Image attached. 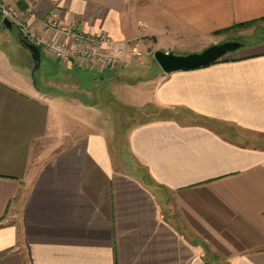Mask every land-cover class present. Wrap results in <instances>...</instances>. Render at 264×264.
Segmentation results:
<instances>
[{
  "label": "crops",
  "instance_id": "obj_1",
  "mask_svg": "<svg viewBox=\"0 0 264 264\" xmlns=\"http://www.w3.org/2000/svg\"><path fill=\"white\" fill-rule=\"evenodd\" d=\"M16 6L26 23L67 46L69 38L41 24L54 9L75 29L110 36L114 50L128 44L147 55L264 29V0ZM241 23L249 25L235 27ZM13 28L0 18V264H264V146L239 137L264 135V37L192 69L166 73L155 60L130 85L122 79L128 59L92 67L40 50V65L43 55L53 66L42 84L29 56L20 67L8 58ZM104 82L116 89L107 96L160 114L125 125V151L112 126L109 134L65 128L56 96L46 93L83 90L77 105L99 110L105 103L90 97Z\"/></svg>",
  "mask_w": 264,
  "mask_h": 264
},
{
  "label": "rangeland",
  "instance_id": "obj_2",
  "mask_svg": "<svg viewBox=\"0 0 264 264\" xmlns=\"http://www.w3.org/2000/svg\"><path fill=\"white\" fill-rule=\"evenodd\" d=\"M1 18V17H0ZM2 21V20H1ZM3 23V21H2ZM6 33L9 35L11 45L9 44H4L3 47H5V50L8 54V58L12 61V63H15L19 65L22 62H24V54L25 56H29V60L32 64V70L34 72V78L37 82H44L45 80V67L47 69L51 68L52 70L53 66L52 64L44 59L43 55L41 56V65L39 68L34 69V63L31 61V54L30 52L25 49L21 44H19L18 39L16 37V30L15 28L6 30ZM261 37H264V29H260L259 31L254 32L253 36H250V34L247 35H238L234 34L232 36H229L227 38H220L217 39L215 42L208 44H216L224 41H239L242 43H248L253 40H257ZM13 42V44H12ZM205 46V47H207ZM204 47V48H205ZM204 48H196L193 50H187L186 52H180L173 50L172 52L175 54H186V53H191V52H199L203 50ZM159 49V48H158ZM155 49L154 51L158 50ZM141 51V56L136 58V59H128L126 63H128V66L126 67V70L123 71L122 79L126 80V82L130 84L135 82V79L138 77H146L151 70L153 69L152 64H154V57L153 54L147 55V50L143 48ZM190 51V52H189ZM28 62V61H27ZM153 62V63H152ZM155 64L156 61H155ZM53 79H56L55 77H52ZM134 80V81H133ZM43 84V83H42ZM56 81H50L47 86H54L55 87ZM87 84L84 83L83 86L86 87ZM94 86V85H93ZM91 87V86H90ZM127 87V86H126ZM100 88V89H99ZM130 90L137 91L136 87L129 86L127 87ZM116 91L115 87L112 88V85L106 84V82L101 84V87L96 88V91L99 92L96 94V96H91L90 99L95 102L96 104H104L100 106V109L92 108L88 110L85 106L77 105L79 101L84 100L83 98L84 94L83 92L85 91H79L82 97L80 96H75L73 91L65 90L66 96H57L58 92H46L50 96H56L53 97L52 99L57 102L56 104L58 105V111L55 112L58 120L64 124L65 128H70L73 130L75 128L76 132H80L83 130L87 129H94L96 127H100L103 129V131L107 134L110 132L111 126L113 127V130L115 131L114 138L117 139L119 143V148L122 151H125V145H124V138H125V130L128 125L131 127L134 124L141 123L143 121H147L148 119L159 117L160 114L158 111H156L154 108H140L136 104H124L123 101L121 100L123 96L119 97L118 100L114 99V97L107 96V94L111 93L115 96ZM131 93V91H130ZM123 95V94H122ZM125 98H123L124 100ZM132 101V100H130ZM55 109V108H54ZM56 110V109H55ZM239 137L242 138L243 141L249 142V143H254L258 146H264V135H259V134H241ZM55 140V139H54ZM51 142L53 140H50ZM151 185H155V183L150 182Z\"/></svg>",
  "mask_w": 264,
  "mask_h": 264
},
{
  "label": "built area",
  "instance_id": "obj_3",
  "mask_svg": "<svg viewBox=\"0 0 264 264\" xmlns=\"http://www.w3.org/2000/svg\"><path fill=\"white\" fill-rule=\"evenodd\" d=\"M0 0L1 20H9L21 39L37 46L42 52L60 61H71L79 64L105 67H116L125 59H136L141 51L134 46L125 44L117 49L112 48L113 40L106 34H90L75 29L64 23L54 9L41 21L42 26L62 38H69L72 46H67L57 39H52L40 32L35 26L29 25L22 18L16 6L18 0Z\"/></svg>",
  "mask_w": 264,
  "mask_h": 264
},
{
  "label": "water",
  "instance_id": "obj_4",
  "mask_svg": "<svg viewBox=\"0 0 264 264\" xmlns=\"http://www.w3.org/2000/svg\"><path fill=\"white\" fill-rule=\"evenodd\" d=\"M3 22L7 28H11L9 20L5 19ZM21 43L30 52L34 67L38 68L40 65V49L23 39H21ZM242 45L243 43L239 41H224L209 45L199 52L186 54H175L172 51L158 49L154 52L153 57L164 72L170 73L176 70L208 65L227 53L236 51Z\"/></svg>",
  "mask_w": 264,
  "mask_h": 264
},
{
  "label": "trees",
  "instance_id": "obj_5",
  "mask_svg": "<svg viewBox=\"0 0 264 264\" xmlns=\"http://www.w3.org/2000/svg\"><path fill=\"white\" fill-rule=\"evenodd\" d=\"M248 25H249V23H241V24L236 25L235 27H246Z\"/></svg>",
  "mask_w": 264,
  "mask_h": 264
}]
</instances>
